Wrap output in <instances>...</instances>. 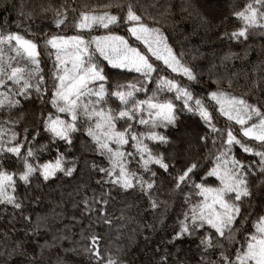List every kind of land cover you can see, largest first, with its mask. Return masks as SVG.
<instances>
[{
  "label": "snow or ice",
  "instance_id": "snow-or-ice-1",
  "mask_svg": "<svg viewBox=\"0 0 264 264\" xmlns=\"http://www.w3.org/2000/svg\"><path fill=\"white\" fill-rule=\"evenodd\" d=\"M101 7L116 8L123 15L97 12L93 8L79 11L69 21V7H41L43 13L53 14L57 28L67 26L68 22L79 30L75 35L46 36L42 41L46 49L54 50L48 51L49 57H53L51 88L40 67L41 45L19 31L0 28V89H3L0 91V111L5 113L0 119V203L21 209L22 202L16 194L18 180L30 185L36 175L43 181L57 178V173L71 177L77 171L82 155L91 151L105 157L108 166L101 167L95 160L84 162L102 173L106 183L125 192L138 189L148 198L152 209L161 204L166 206L167 201H159L154 195L158 173L153 166H159L171 176L169 169L177 167L175 157L153 151L149 142H154L156 147L170 144L169 136L157 129L175 127L179 114L186 111L198 117L210 130L200 136V141L207 149L203 159L211 166L206 167L201 160L193 159L172 176L175 190L182 191V186H190L200 198L190 203L183 213L172 242L199 233L204 256L209 250H220L217 261L202 257L200 264H264V214L251 218L248 211L255 200L264 213V105L222 90L219 80L216 81L217 89L207 92L206 102L205 97L195 95L188 85L159 75L156 61H162L166 69L182 74L189 82H197L196 72L182 62L160 28L145 22V16L138 13V6L132 0H116ZM71 11L77 10L72 8ZM19 14L32 17L31 12L25 13L22 9ZM232 15L241 24L231 33L224 34L229 39L246 41L252 30L264 31V0H252ZM117 24H124L130 38L142 42L146 51L111 31L88 37L82 34L97 26L107 30ZM99 58L113 69L140 74L142 80L117 84L109 92L106 87L108 76L102 63L97 62ZM154 73L157 74V86L151 95H147L145 85L152 81ZM141 92L146 94L144 99L137 98V93ZM163 93H172V96H162ZM34 95L55 111L41 110L36 116L38 124L17 131L16 126L23 120L22 101L31 102ZM109 97L120 102L119 109L109 106ZM175 101L181 102L179 112ZM13 110H19L18 115L13 116ZM213 111L229 123L223 128L218 127ZM118 122H122L120 127ZM236 125L239 128L234 131ZM136 126H144L145 130L138 131ZM81 131L87 139L82 142V155L77 156L72 154L75 151L74 136ZM42 133L47 135L48 143L37 148V137ZM61 145L64 151L60 150ZM125 146L132 150L127 151ZM237 146L256 159L248 162L238 159L234 152ZM53 149L55 156L41 163L39 153ZM9 156L20 163L21 171H9L3 166ZM197 175L199 182L195 179ZM209 178H215L218 183L213 186ZM92 201L96 202V198ZM100 202L108 204L104 196L100 197ZM84 204L91 211L89 200H84ZM105 222L111 224L106 216ZM248 224L251 230L245 227ZM32 231L33 235L37 234L38 226ZM4 238L7 240V233ZM100 239L99 235H92L90 245L85 248L95 264H121L111 252L102 255ZM5 247L7 249V244ZM16 255L26 258L17 264H41L39 254L34 250L30 254L23 239L16 240L6 252L4 264ZM167 260L168 255H163L159 264H166Z\"/></svg>",
  "mask_w": 264,
  "mask_h": 264
},
{
  "label": "trees",
  "instance_id": "trees-1",
  "mask_svg": "<svg viewBox=\"0 0 264 264\" xmlns=\"http://www.w3.org/2000/svg\"><path fill=\"white\" fill-rule=\"evenodd\" d=\"M115 3L116 0H0V28L9 31H19L26 38L33 39L41 45V64L45 82L49 88L52 84L53 57L42 41L51 35H75L79 30L70 23L57 28L51 12L43 13L41 7L60 8L61 5L69 7V21L73 20L79 11L95 8L97 12L111 11L123 15L116 8H100L101 4ZM138 6L139 14L145 16V22L150 26L158 27L167 36L168 43L174 52L180 56L183 63L190 66L197 74V82H189L179 73L166 69L162 61H156L159 75L176 79L179 83L188 85L195 95L205 97L207 92L219 87L233 95L243 96L251 103L264 105V31L252 30L248 40L229 39L225 33H231L240 27L241 22L233 17L232 13L238 11L252 0H132ZM72 8L77 11L73 13ZM98 8H100L98 10ZM21 9L31 12L29 19L21 16ZM114 32L125 36L134 47L146 51L142 42L130 38L124 24L110 26L109 29L94 27L89 35H106ZM182 54V55H181ZM154 60V58H152ZM99 63L105 68L108 76L106 87L111 92L117 84L136 83L142 80L140 74L127 70L113 69L107 62L99 58ZM157 74H153L152 81L148 82L147 95H151L156 88ZM231 81V85H229ZM3 89H0L2 91ZM145 93H137L138 99H144ZM162 96L171 98L172 93H163ZM48 97H45L47 100ZM179 112L181 102L175 101ZM23 120L17 125V131L27 126L31 129L39 121L36 116L41 110L55 111L50 105L41 103L33 96L31 102L22 101ZM108 104L113 109H119L120 102L115 97H109ZM214 104V102H212ZM212 104L209 105L210 110ZM19 110H13L12 115H18ZM5 115L0 111V119ZM63 115V114H61ZM215 122L223 128L229 123L226 118L213 111ZM122 122H118V127ZM138 131H144V126H136ZM239 128L234 127V131ZM169 136L171 143L156 147L154 142H149L153 151L165 152L166 156L175 157L176 169H169V174L153 166L158 173L157 189L154 193L159 201H167L157 209L150 207L148 198L138 189L127 192L119 190L103 180V174L91 169L85 164L95 160L101 167H107L105 157L98 153L88 151L82 155V142L87 139L83 131L75 134L73 155L81 156L77 171L71 177L57 173V178L43 181L39 175L32 178L30 185L17 181L16 194L22 202L21 209L12 205L0 203V264H4L6 252L14 246V242L23 239L29 253L33 250L39 254L41 264H95L85 248L90 245V237L99 235L100 251L107 256L111 252L121 264H159L163 255H168L166 264H200L202 257L205 260L217 261L219 249L209 250L204 256L199 245L200 234L185 237L181 241L172 242V236L179 228L190 203H195L200 198L190 186H182V191L173 188L172 176L190 160H201L202 164L210 167L205 157L207 149L200 141V136L208 130L198 117L186 111L179 114L175 127L157 129ZM31 139V137L29 138ZM38 143H48L47 135L42 133L37 137ZM209 145L208 147H210ZM131 151L130 146H125ZM60 150L64 151L63 145ZM23 152V149H22ZM238 159L245 162L256 159L245 154L237 146L234 149ZM55 150L40 152V162L51 160ZM3 166L9 171H21L22 166L14 157H7ZM133 169L136 170L135 164ZM202 174V173H201ZM197 182L200 176L195 177ZM99 181V183H98ZM213 186L218 183L215 178H209ZM108 194V195H105ZM104 196L108 204L100 202ZM96 198V202L92 198ZM89 200L92 204L91 211L84 204ZM103 209V211H98ZM254 218L261 213L257 201H252V208L248 209ZM105 216L111 224L105 222ZM27 218H30L27 219ZM38 233L33 235V229ZM151 226V227H149ZM251 230V225H245ZM201 232L203 230H200ZM5 233L8 234L5 240ZM7 244V249L5 245ZM230 250V247H229ZM25 257L16 255L8 258V264H17Z\"/></svg>",
  "mask_w": 264,
  "mask_h": 264
},
{
  "label": "rangeland",
  "instance_id": "rangeland-1",
  "mask_svg": "<svg viewBox=\"0 0 264 264\" xmlns=\"http://www.w3.org/2000/svg\"><path fill=\"white\" fill-rule=\"evenodd\" d=\"M102 5H104V4H101V5H100V8H102V7H101ZM100 8H98V10H99Z\"/></svg>",
  "mask_w": 264,
  "mask_h": 264
}]
</instances>
